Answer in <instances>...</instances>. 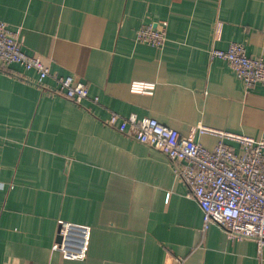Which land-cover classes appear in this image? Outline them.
Wrapping results in <instances>:
<instances>
[{
    "label": "crops",
    "instance_id": "0c3cea01",
    "mask_svg": "<svg viewBox=\"0 0 264 264\" xmlns=\"http://www.w3.org/2000/svg\"><path fill=\"white\" fill-rule=\"evenodd\" d=\"M164 21L163 49L137 43ZM1 23L89 99L19 65L0 71V264H264L255 241L204 230L165 155L107 125L112 114L156 119L209 150L221 139L196 129L264 140V85L246 90L210 57L242 44L264 58V0H0ZM134 82L156 90L134 94ZM60 221L91 228L86 260L53 251Z\"/></svg>",
    "mask_w": 264,
    "mask_h": 264
},
{
    "label": "built area",
    "instance_id": "2783aa9c",
    "mask_svg": "<svg viewBox=\"0 0 264 264\" xmlns=\"http://www.w3.org/2000/svg\"><path fill=\"white\" fill-rule=\"evenodd\" d=\"M167 26L164 21L142 27L136 33L137 43L163 49L168 41ZM210 57L225 61L246 90L264 85V58L249 57L244 45L232 44L227 50L212 49ZM12 65L35 71L40 85L53 78L60 93L78 104L89 99L86 84L70 76L52 75L42 59L24 51L19 33L1 23L0 71L5 72ZM155 90L153 83L134 82L131 85L134 94L153 95ZM94 102L97 103L98 99ZM107 125L162 153L176 165L179 177L203 212L204 230L217 225L231 239L253 240L260 250L264 249V140L200 127L196 129L198 134L221 139L215 149L209 150L192 137H183L156 119H139L135 115L124 118L112 114ZM224 140L237 143L240 152ZM58 234L61 241L54 245V252L68 261L86 260L91 228L60 221Z\"/></svg>",
    "mask_w": 264,
    "mask_h": 264
},
{
    "label": "water",
    "instance_id": "95a60500",
    "mask_svg": "<svg viewBox=\"0 0 264 264\" xmlns=\"http://www.w3.org/2000/svg\"><path fill=\"white\" fill-rule=\"evenodd\" d=\"M61 241V238H59V242Z\"/></svg>",
    "mask_w": 264,
    "mask_h": 264
}]
</instances>
